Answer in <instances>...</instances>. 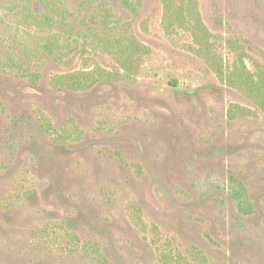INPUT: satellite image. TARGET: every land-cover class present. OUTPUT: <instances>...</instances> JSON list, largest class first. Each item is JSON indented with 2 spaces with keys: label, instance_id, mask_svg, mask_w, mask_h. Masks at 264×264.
<instances>
[{
  "label": "rangeland",
  "instance_id": "374dc122",
  "mask_svg": "<svg viewBox=\"0 0 264 264\" xmlns=\"http://www.w3.org/2000/svg\"><path fill=\"white\" fill-rule=\"evenodd\" d=\"M61 1L83 9L38 26L27 11L41 17V0H0V59L23 67L0 71V264H97L93 246L109 264H164V255L264 264V114L218 80L189 32H165L161 0H131L135 12L123 0ZM104 2L151 49L141 73L84 91L54 88L55 76L93 60L117 68L86 51L90 38L80 35L83 22L98 25L93 14ZM198 3L226 61L234 59L231 38L251 57L249 69L264 64V0ZM47 37L58 38L64 62L31 67L22 50H43ZM232 105L255 114L231 119ZM234 180L247 190L249 214L232 197ZM133 202L144 230L131 219ZM65 232L80 241L75 254Z\"/></svg>",
  "mask_w": 264,
  "mask_h": 264
},
{
  "label": "trees",
  "instance_id": "16d2710c",
  "mask_svg": "<svg viewBox=\"0 0 264 264\" xmlns=\"http://www.w3.org/2000/svg\"><path fill=\"white\" fill-rule=\"evenodd\" d=\"M161 1L163 4V28L165 32L172 33L178 29L189 32L195 44L193 49L195 54L207 63L218 80L223 85L239 91L264 114V64L253 60L252 70L249 69L246 61L251 59V57L238 40L231 38L225 39V41L234 53V59L232 62L226 61L215 49V44L212 41L215 36L209 31L203 21L198 0ZM41 3L45 10L41 17L34 16L30 9L27 11L29 19L38 26H52L65 19L66 16H74L83 9V5L72 6L69 2L61 0H41ZM123 3L129 10L135 12L136 6L131 0H123ZM93 18L99 22L98 25L92 26L85 21L83 22L84 31L80 34L86 40L90 38V41L85 43L86 51L108 55L115 61L117 68L109 71L93 60V66L89 68L55 76L51 80V85L54 88L61 87L70 91H84L100 83L133 82L141 73L145 59L152 54L151 49L137 39L131 24L116 15L108 6V2L98 6ZM43 41L45 42L43 50L37 47L22 50V53L29 59L30 66L38 69L41 62L44 63L45 61L63 63L66 54L61 51L59 53L54 51L55 48L59 47L58 38L47 37ZM85 61H88V58ZM12 67H17L19 70L23 69L20 62L15 59L11 58L8 63H4L0 59V71ZM25 75L33 83H37L40 80V75L30 69L27 70ZM254 114L252 110L238 105H232L229 109L231 119L248 117ZM53 133L55 132L53 131ZM57 137L58 141L67 142L69 141L67 137L70 136ZM234 185L232 197L238 201L239 210L245 214L251 213L253 206L246 188L236 180H234ZM129 212L134 224L144 230L145 225L140 205L133 202L129 206ZM64 238L67 244L66 250L70 247L68 251L72 254L78 252L80 247L78 237L73 233L68 234L65 232ZM90 250L97 264H109L99 253L98 248L93 246ZM161 261L164 264H187L181 257L175 258L172 255L162 256Z\"/></svg>",
  "mask_w": 264,
  "mask_h": 264
}]
</instances>
